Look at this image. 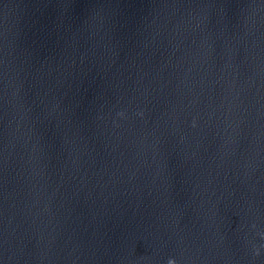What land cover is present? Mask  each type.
<instances>
[{"label":"water","instance_id":"95a60500","mask_svg":"<svg viewBox=\"0 0 264 264\" xmlns=\"http://www.w3.org/2000/svg\"><path fill=\"white\" fill-rule=\"evenodd\" d=\"M264 264V0H0V264Z\"/></svg>","mask_w":264,"mask_h":264},{"label":"clouds","instance_id":"9594fccd","mask_svg":"<svg viewBox=\"0 0 264 264\" xmlns=\"http://www.w3.org/2000/svg\"><path fill=\"white\" fill-rule=\"evenodd\" d=\"M168 264H173V261L169 260Z\"/></svg>","mask_w":264,"mask_h":264}]
</instances>
